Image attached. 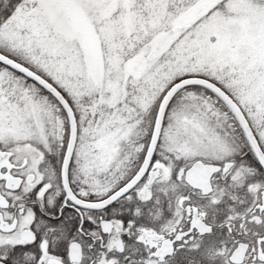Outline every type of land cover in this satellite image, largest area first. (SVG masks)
Wrapping results in <instances>:
<instances>
[{"label":"snow or ice","instance_id":"6c2138e0","mask_svg":"<svg viewBox=\"0 0 264 264\" xmlns=\"http://www.w3.org/2000/svg\"><path fill=\"white\" fill-rule=\"evenodd\" d=\"M0 264H264V0H0Z\"/></svg>","mask_w":264,"mask_h":264}]
</instances>
